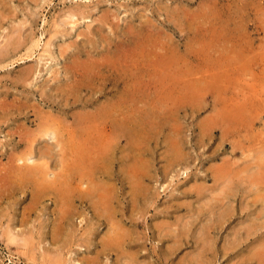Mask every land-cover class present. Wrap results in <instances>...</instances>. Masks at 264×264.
Listing matches in <instances>:
<instances>
[{
    "label": "rangeland",
    "instance_id": "1",
    "mask_svg": "<svg viewBox=\"0 0 264 264\" xmlns=\"http://www.w3.org/2000/svg\"><path fill=\"white\" fill-rule=\"evenodd\" d=\"M263 195L264 0H0V264H264Z\"/></svg>",
    "mask_w": 264,
    "mask_h": 264
},
{
    "label": "bare ground",
    "instance_id": "2",
    "mask_svg": "<svg viewBox=\"0 0 264 264\" xmlns=\"http://www.w3.org/2000/svg\"><path fill=\"white\" fill-rule=\"evenodd\" d=\"M78 10V9H77ZM77 15V14H76ZM166 17V16H165ZM195 27V26H194ZM205 27V29H206V26H204ZM212 27V26H211ZM220 27H222V24L220 25ZM196 28V27H195ZM198 28H199V26H198ZM197 29V28H196ZM125 30V29H124ZM202 30H203V28H202ZM222 30V29H221ZM223 31V30H222ZM199 32V31H198ZM195 33H196V31H195ZM201 33V32H200ZM224 33V32H223ZM230 33V32H229ZM21 34V33H20ZM199 34V33H198ZM205 34H207V32L205 33ZM209 34V33H208ZM209 35H211V34H209ZM201 36V35H200ZM143 37V36H142ZM196 37V36H195ZM144 38V37H143ZM198 38H199V36H198ZM197 38V39H198ZM201 38V37H200ZM205 38H208V36L207 37H205ZM210 38V37H209ZM208 38V39H209ZM213 39V38H212ZM137 40V39H136ZM143 40V39H142ZM142 40H140V43H141V41ZM144 40H145V38H144ZM199 40V39H198ZM203 40V39H202ZM225 41V40H224ZM227 41V40H226ZM204 42V41H203ZM207 42H208V40H207ZM139 43V42H138ZM201 43V42H200ZM227 44V43H226ZM138 46V45H137ZM63 47V46H62ZM124 48H125V46H124ZM221 48V47H220ZM223 48V47H222ZM225 48V47H224ZM11 49V48H10ZM122 49V48H121ZM120 49V50H121ZM238 49V48H237ZM119 50V51H120ZM130 50V49H129ZM140 50H142L141 48H140ZM148 50V49H147ZM159 50V49H158ZM13 51V50H12ZM123 51V50H122ZM136 51H137V49H136ZM139 51V50H138ZM210 51V50H209ZM2 52V51H1ZM125 52V51H124ZM142 52V51H141ZM203 53V50H201V48H200V53ZM239 52V51H238ZM4 53V52H3ZM3 53H1V54H3ZM8 52H6L5 51V53L4 54H7ZM119 53V52H118ZM113 54V56H115L114 55V53H112ZM124 54V53H123ZM123 54H121V55H123ZM126 55V54H125ZM144 55V54H143ZM148 55V54H147ZM147 55L145 56V58H147ZM196 55V54H195ZM239 55V54H238ZM117 56H119L120 57V55H117ZM144 56H143V59L142 60H144ZM118 57V58H119ZM122 57V56H121ZM140 57V56H139ZM21 58V57H20ZM109 58V57H108ZM108 58H106L105 59V61L106 60H108ZM111 58H113V57H111ZM118 58H116V59H118ZM123 58V57H122ZM126 58V57H125ZM85 59V58H84ZM121 59V58H120ZM119 59V60H120ZM127 59V58H126ZM125 59V60H126ZM139 59V58H138ZM241 59V58H240ZM89 60V59H88ZM118 60V61H119ZM123 60V59H122ZM86 61V60H85ZM104 61V62H105ZM121 61V60H120ZM120 61H119V63H120ZM132 61H134V60H132ZM138 61V60H137ZM147 61H148V59H147ZM153 61V60H152ZM239 61V60H238ZM100 62H102V61H100ZM107 62V61H106ZM106 62H105V64H106ZM122 62V61H121ZM126 62H129V60L128 61H126ZM142 62V61H141ZM245 62V61H244ZM247 62V61H246ZM99 63V62H98ZM116 63V62H115ZM114 60H113V63L112 62H109V64H108V62H107V64L108 65H110V66H112L113 67V69L115 70V71H117L115 68H114ZM118 63V62H117ZM116 63V64H117ZM124 63V62H123ZM155 63V62H154ZM153 63V64H154ZM178 63V62H177ZM230 63V62H229ZM106 64V65H107ZM113 64V65H112ZM116 64H115V66H116ZM130 64V63H129ZM128 64V65H129ZM135 64H137V63H135ZM134 63H132V65H135ZM78 65V64H77ZM76 65V66H77ZM83 65V64H82ZM81 65V66H82ZM98 65V64H97ZM100 65H102V64H100ZM118 65V64H117ZM120 65H123V64H119V66ZM247 65H250L249 64V62H248V64ZM70 66V65H69ZM99 66V65H98ZM105 66V65H104ZM104 66H102V67H104ZM131 66V65H130ZM136 66V65H135ZM134 66V67H135ZM118 67V66H117ZM132 67V66H131ZM133 67V68H134ZM231 67V66H230ZM105 68V67H104ZM103 68V69H104ZM111 68V67H110ZM109 68V69H110ZM246 68H247V66H246ZM245 68V69H246ZM85 70H86V68H84ZM89 69V68H88ZM107 70H108V68H106ZM122 69V68H121ZM120 69V70H121ZM146 69H149V68H146ZM107 70H105V71H107ZM112 70V69H111ZM110 70V71H111ZM119 70V69H118ZM152 70V69H151ZM237 70V69H236ZM74 71V70H73ZM101 71V70H100ZM113 71V70H112ZM114 71V72H115ZM233 72H235L234 70H232ZM240 71V70H239ZM102 73H103V71H101ZM124 71H123V69H122V73H123ZM149 72V71H148ZM154 72V71H153ZM118 73H119V71H118ZM121 73V72H120ZM129 73V72H128ZM138 73V72H137ZM236 73V72H235ZM76 74V73H75ZM107 74V73H106ZM125 74H126V72H125ZM154 74V73H153ZM220 74H222V73H220ZM29 75H30V72H29ZM86 75H88V74H86ZM85 74H84V76H86ZM112 75V77H113V74H111ZM116 75V74H115ZM129 75V74H128ZM83 76V77H84ZM108 75H106V77H107ZM110 76V75H109ZM126 76V75H125ZM139 76V75H138ZM137 76V77H138ZM206 76V75H205ZM221 76V75H220ZM112 77L110 76V77H108V78H111L112 79ZM128 77V76H127ZM142 77H144V76H142ZM235 77V76H234ZM86 78V77H85ZM89 78L91 79V77L89 76ZM115 78H117L118 80L121 78V76L120 77H116L115 76ZM130 79L129 80H131V81H133V84H134V80L131 78V77H129ZM139 78V77H138ZM140 78H141V76H140ZM237 78V77H236ZM90 79H89V81H90ZM143 79V78H142ZM147 79V78H146ZM218 79V78H217ZM232 79V78H231ZM234 79V78H233ZM81 80V79H80ZM86 80V79H85ZM85 80H83V81H85ZM113 80V79H112ZM125 81H127L126 80V78L124 79ZM129 80H128V82L127 83H130L129 82ZM144 80V79H143ZM223 80V79H222ZM87 82H88V80H86ZM120 81V80H119ZM137 81H139V80H137ZM155 81V80H154ZM225 81H227V80H225ZM114 83H115V80L113 81ZM118 82V81H117ZM186 82V81H185ZM215 82V81H214ZM228 82V81H227ZM80 83H82V80H81V82ZM85 83V82H84ZM76 84V83H75ZM91 84V83H90ZM143 84V83H142ZM86 85V84H85ZM87 85H89V83L87 84ZM139 85V84H138ZM84 86V85H83ZM83 86H81V87H83ZM90 86V85H89ZM146 86V85H145ZM167 86V85H166ZM241 86V85H240ZM111 87V86H110ZM130 87V86H129ZM148 87V86H147ZM187 88V87H186ZM80 89V88H79ZM125 89V88H124ZM127 89V88H126ZM128 90H132V89H130V88H128ZM137 90V89H136ZM141 90H142V88H141ZM173 90V89H172ZM208 90V89H207ZM124 91V90H123ZM144 91H145V88H144ZM250 91V90H249ZM147 92V91H146ZM182 92V91H181ZM214 93V92H213ZM92 94V93H91ZM128 95V94H127ZM178 96V95H177ZM179 97V96H178ZM119 99V98H118ZM125 99V98H124ZM224 99V98H223ZM118 101H120V99L118 100ZM115 103V102H114ZM110 104V103H109ZM120 104H121V102H120ZM122 104H124V106H125V104H126V102L125 103H123L122 102ZM152 104V103H151ZM249 104V103H248ZM112 106H114V105H112ZM238 106V105H237ZM117 107H119V106H117ZM240 107V106H239ZM129 108V107H128ZM131 109V108H130ZM236 109H238V108H236ZM115 110V109H114ZM120 110V109H119ZM128 110V109H127ZM96 111V110H95ZM219 111V110H218ZM244 111V110H243ZM43 112V111H42ZM41 112V113H42ZM97 112V111H96ZM95 112V113H96ZM93 113V112H92ZM241 113V112H240ZM244 113H246V112H244ZM259 113V112H258ZM94 114V113H93ZM97 114V113H96ZM128 114V113H127ZM143 114V113H142ZM146 114V113H145ZM137 115V114H136ZM147 115V114H146ZM228 115V114H227ZM254 115V114H253ZM96 116V115H95ZM101 116V115H100ZM112 116V115H111ZM117 116V115H116ZM140 116H142V115H140ZM257 116V115H256ZM137 117H139V116H137ZM143 117V116H142ZM146 117V116H145ZM211 117V116H210ZM46 118V117H45ZM88 118V117H87ZM112 118V117H111ZM166 118V117H165ZM209 118V117H208ZM139 119H141V118H139ZM146 119V118H145ZM147 119H148V117H147ZM146 119V120H147ZM249 119V118H248ZM84 120V119H83ZM131 120V119H130ZM142 120H144V119H142ZM245 120V119H244ZM97 121V120H96ZM119 121V120H118ZM141 121V120H140ZM144 122V121H143ZM146 122H148V121H146ZM164 122V121H163ZM123 123V122H122ZM145 123V122H144ZM151 123V122H150ZM116 124H118V123H116ZM140 124H142V123H140ZM210 124V123H209ZM133 126H134V123H133ZM146 126H147V124H146ZM130 127V126H129ZM148 127V126H147ZM150 127V126H149ZM223 127H224V125H223ZM43 128H44V126H43ZM100 128V127H99ZM151 128V127H150ZM77 129V128H76ZM202 129V128H201ZM49 130V129H48ZM57 130V129H56ZM206 130V129H205ZM145 131V130H144ZM43 132H46V130H44ZM50 133V132H49ZM169 133V132H168ZM122 134V133H121ZM74 135H76V134H74ZM47 136V135H46ZM50 136H51V134H50ZM49 136V138H48V140H50V137ZM77 137H79L78 135H76ZM80 136H81V134H80ZM83 137V136H82ZM78 139V138H77ZM80 139V138H79ZM33 141V140H32ZM101 141V140H100ZM58 142V141H57ZM77 141H70V144L69 145H71V144H73V143H75V145H71V146H69V148H70V150H71V152L72 153H69V156H71L70 158H72V160H75V167H80L81 166V164H83V163H85V161L83 160L84 159V157H86V156H88L89 155V152H91L90 151V149H87V147L86 146H82L81 145V143L79 142V143H76ZM67 146V145H66ZM27 148L29 149L28 150V153H26L22 158H18L17 157V162H20V164H22L21 165V167H20V165H15V167L16 168H23V169H21L22 171H21V173L23 174V176L22 177H24V175H30L31 177H33V178H35V180H36V182H37V185L39 184V185H43L44 187L46 186V185H44L43 183H45V182H43V183H41L43 180H41V182L39 183V181H37V180H39L37 177L39 176L38 175V172L39 171H42L43 172V174L45 175V176H47L48 175V173H46V171H44V168L46 169V162H40V163H37L36 162V158H35V156H34V154H33V149H32V144H31V140H30V143L28 144V146H27ZM49 148H50V144L49 143H43L42 145H41V147H40V151H39V155L42 157H44V156H47L48 155V153H50L49 152ZM69 148H67V149H69ZM170 150V149H169ZM173 151V150H172ZM176 151V150H175ZM133 152V151H132ZM37 153V152H36ZM135 155V154H134ZM184 155V154H183ZM13 156V155H12ZM39 156V157H40ZM259 156V155H258ZM11 158V157H10ZM135 158H137V157H135ZM44 159V158H43ZM38 160V159H37ZM71 160V159H70ZM182 160V159H181ZM94 161V160H93ZM15 162H16V160H15ZM143 162V161H142ZM11 163V162H10ZM88 166V165H87ZM140 166V165H139ZM10 167H13V166H10ZM66 167V166H65ZM83 168V167H82ZM185 169V168H184ZM138 170V169H137ZM144 170V169H143ZM13 172H14V170H12ZM146 171V170H145ZM78 173V172H77ZM5 175H6V173H4ZM82 174V173H81ZM147 175V174H146ZM58 176V175H57ZM60 176V175H59ZM185 176V175H184ZM21 177V178H22ZM99 177V176H98ZM65 176L63 175L62 176V179H61V181L63 182V181H66L65 180ZM120 178V177H119ZM2 179V178H1ZM95 179V178H94ZM125 179V178H124ZM55 181V180H54ZM60 181V180H59ZM96 181V180H95ZM79 182V181H78ZM102 182V181H101ZM139 182V181H138ZM61 183V182H60ZM252 183V182H251ZM93 184V183H92ZM41 185V186H42ZM141 185V184H140ZM40 186V188H42ZM43 187V188H44ZM56 187V186H55ZM95 189V191H97L98 193H96V195H98V196H96L97 197V199H98V205L99 204H106V201H108V196H107V194L106 193H104V192H102L103 190V188H101V186H99L98 185V189L97 188H94ZM34 191V194H35V196H38V195H40V189L38 190H33ZM135 191V190H134ZM80 192H82L81 190H80ZM145 192V191H144ZM217 193V192H216ZM33 194V195H34ZM60 195H63L62 193H59ZM111 194V193H110ZM147 194V193H146ZM217 195V194H216ZM264 196V195H263ZM137 197V196H136ZM139 197V196H138ZM141 197V196H140ZM260 197V196H259ZM264 198V197H263ZM40 199V198H39ZM96 199V200H97ZM142 199V198H141ZM198 199V198H197ZM58 200V199H57ZM262 201V200H261ZM96 202V201H95ZM264 202V201H263ZM134 203V202H133ZM201 203V202H200ZM260 203H262V202H260ZM97 205V206H98ZM99 207H100V205H99ZM60 211V210H59ZM260 211V210H259ZM262 211V210H261ZM99 212V211H98ZM120 222H122V221H120ZM113 224V223H112ZM183 225V224H182ZM127 227V226H126ZM129 231V230H128ZM8 232V231H7ZM116 233V232H115ZM124 233V232H123ZM121 235V234H120ZM17 236V235H16ZM128 236V235H127ZM126 236V237H127ZM11 238L13 239L14 237H12L11 236ZM16 238V237H15ZM113 239H114V237H112ZM16 240V239H15ZM104 242H106V243H108V241H104ZM210 244V243H209ZM110 245V244H109ZM118 245V244H117ZM212 247V246H211ZM206 248V247H205ZM208 248V247H207ZM202 249H203V246L201 247V251H202ZM213 249V248H212ZM211 249V250H212ZM205 250V249H204ZM206 251V250H205ZM208 251V250H207ZM260 253H258V254H264V247H263V249H261L260 251H259ZM209 264V263H208Z\"/></svg>",
    "mask_w": 264,
    "mask_h": 264
}]
</instances>
